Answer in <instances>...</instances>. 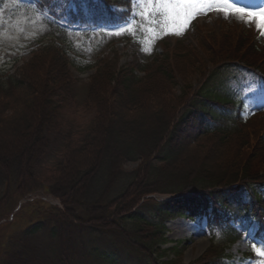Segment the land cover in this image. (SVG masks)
Masks as SVG:
<instances>
[{
  "label": "trees",
  "instance_id": "trees-1",
  "mask_svg": "<svg viewBox=\"0 0 264 264\" xmlns=\"http://www.w3.org/2000/svg\"><path fill=\"white\" fill-rule=\"evenodd\" d=\"M260 46L261 43L260 45L253 42L247 43V49L241 50L238 56L230 55L234 58L233 60L209 62V66H205L200 78L197 77L199 78L197 83L184 85L186 89L180 97L181 100L183 99L181 103L183 107L179 111V104H176L175 107L178 108L172 117H160L158 122L149 118L150 123L144 122V127H136V130L134 129L131 133L118 122L107 136L104 118L110 115L106 110L107 106L111 107V104L107 100H102L103 119L97 120V126L94 129L92 127V131L95 132L93 139L89 136L91 129L85 132V129L81 130L84 133L79 136H73L70 133L72 130L69 132L62 129L61 104L63 102L61 101L70 97L66 87L69 80L65 75L67 70L64 59H59L60 63H58L59 70L64 73L63 78H61L63 75H58L52 66L47 72L38 76L36 73L26 72L0 74V217L11 209L15 200L40 187L56 196L62 205V210H56L57 214L51 208H41L44 219L50 224L44 225L43 220L37 221L31 229L24 232V236L12 239L15 249H9L7 256L2 258L3 262L0 264H69L73 262L75 258L73 252L76 250L67 246L68 239L64 241L63 236L68 230H62L63 224L67 227L76 224L72 225L74 229L71 230L73 236L71 239L77 246L83 248L85 255L99 259L103 254L96 248L94 238L86 241L84 237L89 235L85 231L91 228L89 225H95L92 221L94 219L101 221L102 218L110 220L101 221L103 225L101 231L106 235L116 236V239L113 238L115 241L107 240L120 243L129 254L142 259L146 258L151 264H182L176 246L163 247L167 239L164 236L162 221L170 216L169 212H166L168 208L164 205L158 206L152 199L144 198V196L154 192L176 190L184 193L185 198L181 203H186L187 206L193 205L194 202L195 206H202L211 199L215 205L221 204L220 207L225 208L227 200L223 188L237 184V186H248L254 189L253 186L257 183L264 182V168L251 170L248 164V159L252 156L264 158V128L257 132L254 140L257 149H254V145H244V148L249 149L248 156L243 153L236 158V153V159L233 161H216L215 154L211 155L216 150L208 148L207 152L203 151L205 153L202 157L194 155L190 161L180 163L183 152L188 147L196 146L195 142L193 145L190 143L193 140L192 135L196 132L194 126L196 127L197 123L203 120V115H208L210 120L219 119L216 112H213L215 101L221 104L229 103L228 99L218 100L221 99L218 95L220 91L217 86L214 87V83L219 80L222 67L225 65L254 67V63L249 61L248 54L255 51L256 47L261 50ZM59 55L58 53L59 58H63ZM162 63H159L157 70H160V73L165 72L168 76L172 69L168 71L167 66ZM255 66L258 65L255 64ZM132 71L122 74L119 82H116L117 75L113 74L111 82L117 86L121 84L124 88L123 84L133 81ZM215 77L217 80L210 84L209 82ZM46 83L50 85V92L46 90ZM56 87L60 90L59 92L54 91ZM115 99H118V95H115ZM135 99H140L139 93H135ZM123 106L125 108H122L121 112L134 110L136 104L124 101ZM5 113H10L12 117L6 119ZM75 121L78 124V119ZM221 121L224 122L223 119ZM71 124L68 125L69 128ZM238 124L234 121L220 123L215 129L205 132L197 129L196 135L203 137V140L210 139L216 144L215 148L225 155L235 146L230 148L227 140L229 138L235 142V136L240 131ZM24 129H27L26 133ZM243 139L239 140V146L244 144ZM247 139L250 140L249 136ZM65 150L70 151L64 153ZM151 155H154L155 159L148 162L145 176L139 179L136 176V180L130 175L124 180L118 177L120 162L123 159L144 158V161H147ZM49 157L50 160L47 159ZM208 158L212 162H208L206 160ZM46 162L53 163L52 171L46 170L48 166ZM47 172L48 174L44 175ZM43 179L53 182L49 185L39 183ZM133 187L138 189L136 191L138 194L129 206L121 197ZM251 193L259 204L260 196L253 190ZM140 201L142 203L139 205ZM178 203L177 206L182 205ZM115 205L116 208H113L112 206ZM120 207L124 210L126 207L130 209L122 214L118 210ZM109 208H112L111 213H105ZM79 209L83 210L88 217L83 218L78 215ZM164 209L166 210L163 211ZM145 210L154 213L156 222L140 214ZM103 214L111 215V217ZM112 214L115 216L113 217ZM44 226H49L47 230L49 237H57V239L51 244L46 242L36 249L32 246L34 234ZM227 239L231 241L233 238ZM51 245L53 247H50ZM220 250L221 247L211 244L198 258L187 264H216V260L220 261Z\"/></svg>",
  "mask_w": 264,
  "mask_h": 264
},
{
  "label": "rangeland",
  "instance_id": "rangeland-1",
  "mask_svg": "<svg viewBox=\"0 0 264 264\" xmlns=\"http://www.w3.org/2000/svg\"><path fill=\"white\" fill-rule=\"evenodd\" d=\"M232 2L237 7L248 10L264 9V0H232ZM110 9L116 12L112 18H108L111 15H107L106 10H100L89 0H0V74L26 72L36 73L38 76L47 72L52 66L58 75H63L61 77L63 78L64 73L59 70L60 64L58 63H60L59 59H64L67 70L65 75L69 80L66 87L68 96L71 98L68 97L67 100L61 101L63 102L61 104V115H63L61 126L63 131L72 130L70 133L73 136H79L91 129L89 136L93 139L95 132L92 131V127L94 129L97 126V120L103 119L102 100H107L111 104V107L107 106L106 110L110 115L104 118L108 131L107 136L118 122L131 133L134 129L136 130V127H144V122L150 123L149 118L158 122L160 117H172L178 108L175 107L176 104H179L178 111L183 107L181 104L183 99L181 100L180 97L186 89L185 84L197 83L205 66H209V62L233 60V55L238 56L241 50L247 49V43L253 42L256 45L261 43V50L256 47L255 51L248 54V58L254 66L257 64L260 69L264 68V49H262L264 34L257 28L256 18L250 19L247 16L241 18L234 12L225 15L213 9L206 13L201 12L191 20L182 35H176L171 32L165 34L161 32L159 24H149L147 20L137 16L138 5L134 4V0H129L127 6L116 5L115 0H111ZM100 16L101 19H98ZM130 21L133 22L131 31L127 27ZM55 25L60 26V31L54 29ZM151 28H154L155 32L147 30ZM117 32L120 34L117 35ZM56 51L63 58H59ZM159 63L167 66L168 71L172 69V72L167 74L168 76L165 72L160 73V70H157ZM141 66H144V69H141ZM131 70H133V81L123 84L124 88L121 84L117 86L111 82L114 75H117L116 82H119L120 76ZM223 76L224 74L220 77V85H222ZM224 82L230 91L234 90L235 82L232 79ZM49 86L48 83L45 84L46 90L50 92ZM54 91L59 92L60 90L56 87ZM135 93H139L140 99H135ZM115 95H118L117 100ZM124 101L136 104L135 109L121 112V109L125 108ZM5 115H7L6 119L12 117L10 113H5ZM75 119H78V124ZM71 121L76 123L75 128V123L71 124ZM69 123L71 128L68 127ZM262 128H264V114L252 117L247 125L240 127L239 134L235 136V142L228 138L227 145L230 148L235 145V148L230 149L231 151L226 152L225 155L215 148L216 144L210 139L203 140L201 136L192 135L193 140L190 143L193 145L195 142L196 146L188 147L183 152L180 163L190 161L194 155L202 157L208 148L216 150L211 154H215L216 161H233L243 153L248 156L249 149L244 148V145H254V149H257L254 140L257 132ZM83 129H85L84 132L81 131ZM26 130H23L24 133ZM247 136L250 138L249 141ZM240 139L244 142L241 146H239ZM69 151L65 150L64 153ZM255 154L254 151V156ZM209 158L206 160L212 162ZM47 159L50 160V157ZM154 159V155H151L147 161H144V158H125L120 162L118 177L124 180L130 175L133 179L136 176L139 179L147 174L148 162ZM248 160L251 170L264 168V158L252 156ZM46 163L48 164L46 170L52 171L53 163ZM47 174L48 172L44 173V175ZM50 182L43 179L39 183L49 185ZM136 191H138L136 187L129 188L127 193L121 197L124 198L123 202L130 206L137 198ZM48 201L51 206L60 207L57 199ZM112 207L116 208V205ZM17 209L15 206L10 212H4L0 218V262H3L2 258L7 256L9 249H15L12 239L24 236V232L31 229L36 221L44 220L42 212L37 210L38 207L28 210L23 208L20 211ZM129 209L130 207H126L125 210L118 208L122 214ZM111 211L112 208H109L105 213H111ZM77 214L83 218L88 217L81 209L77 210ZM103 215L111 217V215ZM112 216L114 217L115 214ZM105 220L110 219L102 218L101 221ZM101 221L94 219L92 222L95 225H89L92 230L86 231L89 235L84 237L85 240L94 238L99 243L96 248L103 254V257L97 260L101 264L112 262L114 264H138L136 256L130 255L120 243L107 240H114L116 236L106 235L101 231L103 229ZM235 223L234 225L240 230L245 228L254 231L256 227L254 223L247 225L246 221L240 225ZM63 225L62 230H68L63 236L64 241L68 239L67 246L76 250L73 254L77 259L74 258L69 264H96L95 260L85 258V255L81 253L83 250H80L76 242L71 239L73 238L71 230L74 229L72 225L76 224H71V227ZM165 226L166 237L170 241L165 247L176 246L182 264L190 263L198 258L209 248L211 236L218 232L216 226L209 228L207 225L205 212L193 220L174 217L167 221ZM48 228L49 226L42 227L32 240V246L36 249L46 242L51 244L57 239V237H49ZM258 244L251 243L248 236H243L230 246L229 262L232 264H264V257L257 255L253 248L255 245L256 248L264 250ZM247 249L254 251L253 262L251 257L248 258L249 255H242Z\"/></svg>",
  "mask_w": 264,
  "mask_h": 264
},
{
  "label": "snow or ice",
  "instance_id": "snow-or-ice-1",
  "mask_svg": "<svg viewBox=\"0 0 264 264\" xmlns=\"http://www.w3.org/2000/svg\"><path fill=\"white\" fill-rule=\"evenodd\" d=\"M134 4L138 5L137 16L148 21L149 24H159L161 32L167 34L169 32L182 35L192 19L201 12L206 13L210 10L223 12L225 15L236 13L243 18H256L257 28L264 34V9L259 11L248 10L237 7L232 0H134ZM133 22L127 25L128 30H132ZM155 32L154 28L147 29ZM117 35L120 32L116 33ZM257 255L264 257V250L256 248L253 245Z\"/></svg>",
  "mask_w": 264,
  "mask_h": 264
}]
</instances>
